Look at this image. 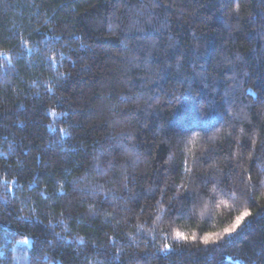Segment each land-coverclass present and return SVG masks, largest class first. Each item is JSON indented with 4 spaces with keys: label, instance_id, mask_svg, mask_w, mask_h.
<instances>
[{
    "label": "trees",
    "instance_id": "1",
    "mask_svg": "<svg viewBox=\"0 0 264 264\" xmlns=\"http://www.w3.org/2000/svg\"><path fill=\"white\" fill-rule=\"evenodd\" d=\"M0 264H264V0H0Z\"/></svg>",
    "mask_w": 264,
    "mask_h": 264
},
{
    "label": "snow or ice",
    "instance_id": "2",
    "mask_svg": "<svg viewBox=\"0 0 264 264\" xmlns=\"http://www.w3.org/2000/svg\"><path fill=\"white\" fill-rule=\"evenodd\" d=\"M248 215H249V212L248 211H244L241 215L235 217L234 224L231 226V228L225 229V232H227L229 234L231 232H233L235 230V228L237 226H239L241 224V222L245 219V217L248 216ZM176 235H177L178 238L186 239V237H182L180 233H177ZM203 242L204 243H208V237L207 236L203 237ZM165 247H168V245H166Z\"/></svg>",
    "mask_w": 264,
    "mask_h": 264
}]
</instances>
